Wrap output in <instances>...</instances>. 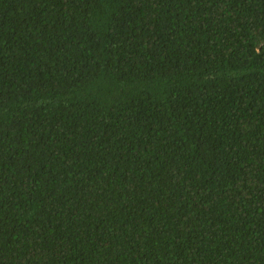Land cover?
<instances>
[{"label": "trees", "instance_id": "obj_1", "mask_svg": "<svg viewBox=\"0 0 264 264\" xmlns=\"http://www.w3.org/2000/svg\"><path fill=\"white\" fill-rule=\"evenodd\" d=\"M0 264H264V0H0Z\"/></svg>", "mask_w": 264, "mask_h": 264}]
</instances>
